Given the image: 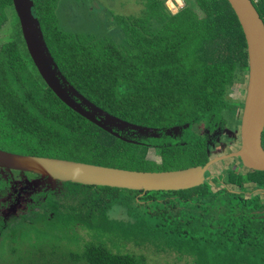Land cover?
Wrapping results in <instances>:
<instances>
[{
	"label": "trees",
	"instance_id": "trees-1",
	"mask_svg": "<svg viewBox=\"0 0 264 264\" xmlns=\"http://www.w3.org/2000/svg\"><path fill=\"white\" fill-rule=\"evenodd\" d=\"M31 1L73 100L82 102L70 87L159 136L123 139L62 102L28 53L13 0H0V35L13 20L11 40L0 48V149L124 170L177 171L208 164L211 150L221 149L223 130L241 126L244 105L230 95L248 82L247 44L226 0H184L182 7L138 0L139 15L105 20L95 0ZM252 2L264 21V0ZM152 147L161 163L149 159ZM210 181L148 193L62 183L65 190L44 194L27 218L0 221V264H147L144 254L122 251L128 246L172 254L171 264L184 258L189 264H264V198L255 193L264 191V172L243 174L232 165L212 178L225 188L216 191ZM248 185H256L252 193ZM118 210L125 217H114Z\"/></svg>",
	"mask_w": 264,
	"mask_h": 264
},
{
	"label": "water",
	"instance_id": "water-1",
	"mask_svg": "<svg viewBox=\"0 0 264 264\" xmlns=\"http://www.w3.org/2000/svg\"><path fill=\"white\" fill-rule=\"evenodd\" d=\"M236 15L245 36L248 53L247 97L241 117L243 147L240 157L245 167L264 172V21L252 0H226ZM28 53L43 81L66 105L108 132L119 136L109 126L136 125L120 119L91 104L70 87L81 99L77 103L61 84V75L45 43L39 21L33 15L31 0H13ZM67 85V83H66ZM103 117L104 122L96 115ZM107 122L109 125H107ZM221 157L218 161L223 160ZM217 162L205 166L166 172H145L98 166L83 162L21 155L0 149V168L33 173L61 183L72 182L88 186H106L133 191H178L204 184L207 173Z\"/></svg>",
	"mask_w": 264,
	"mask_h": 264
},
{
	"label": "rangeland",
	"instance_id": "rangeland-1",
	"mask_svg": "<svg viewBox=\"0 0 264 264\" xmlns=\"http://www.w3.org/2000/svg\"><path fill=\"white\" fill-rule=\"evenodd\" d=\"M176 1L181 7L184 5V0H170ZM95 12L99 14V17L104 19L109 14H115L120 16H131V15H139L142 6L138 3V0H95L93 3ZM174 10V9H173ZM175 11V10H174ZM72 18V17H71ZM73 21V19H72ZM71 21V23H72ZM13 23V20L9 18L7 22V26L4 27L2 33L0 35V48L2 45L8 43L11 40L12 29L10 25ZM11 31V33H10ZM247 95V85L242 84L240 86L234 87L231 92L230 98L238 103L244 104ZM242 107V106H241ZM242 110H239V115H241ZM107 123V122H105ZM107 125H109L107 123ZM115 127V126H114ZM121 130H125L123 126H116ZM199 128V127H197ZM146 131V130H145ZM144 131H139V137H134L135 139H142V137H151L155 136L156 132H150L143 134ZM138 133V132H137ZM231 136H233L232 142L229 145H225L226 150L235 151L240 148L241 145V134L239 132H230ZM6 151V150H5ZM9 152V151H8ZM14 153V152H11ZM19 154V153H16ZM23 155V154H21ZM33 156V155H29ZM219 155L216 154L215 157ZM50 158V157H47ZM53 158V157H51ZM149 158L151 160H157L161 162V158L157 155L155 149H151L149 152ZM60 159V158H56ZM234 164L240 165L238 158H230L225 162H220L216 164L212 168L213 177L219 176L223 174L228 167H231ZM4 172H0V176H4L3 180L9 183V190H0V221L4 222L7 225L14 224L19 220H23L27 218L26 215H30V211L32 210V205H37V202L44 201V194L52 193L54 195H59L65 189L63 184L59 181L50 179V178H41V177H30L25 175L24 173L15 174L14 172H8V170H3ZM243 172H247V168L242 167ZM215 190H220L225 188L223 182H218L214 184ZM248 192L252 193L255 190L256 185H248ZM241 190V189H239ZM255 193H261L264 198V191H255ZM38 197L39 201H35V198ZM125 217L126 213L124 210H118L113 216L114 217ZM125 251H134L138 254H144L146 256L147 264H171L172 262V254L169 253H157L147 248H143L141 251H137L131 246H128L127 249H123ZM166 255H169L167 258ZM175 264H189L188 260L184 258L180 263Z\"/></svg>",
	"mask_w": 264,
	"mask_h": 264
},
{
	"label": "flooded vegetation",
	"instance_id": "flooded-vegetation-1",
	"mask_svg": "<svg viewBox=\"0 0 264 264\" xmlns=\"http://www.w3.org/2000/svg\"><path fill=\"white\" fill-rule=\"evenodd\" d=\"M255 1H257V0H255ZM19 21V20H18ZM19 25H20V23H19ZM21 28V27H20ZM247 84H248V82H247ZM246 84V85H247ZM246 97H247V95H246ZM246 101V100H245ZM241 104V103H240ZM245 104V103H244ZM243 104V105H244ZM244 108V107H243ZM243 108H241V109H238V120H240L241 121V117H242V113H243ZM239 110H242V113H241V115H239ZM99 120H102L103 122H104V119H99ZM115 126V127H114ZM111 125V127H113L115 130H117V132L114 130V129H112L110 126V128L112 129V130H114L116 133H118L119 134V136L120 137H122L123 139H128L127 137H131V138H133V137H136V136H138L139 137V134H141V133H137V131L139 132V131H144V132H142L143 134H145L146 133V131H147V133H150V132H156L157 134L155 135V136H159V132L158 131H155L154 129H150V128H146V129H144V128H142V127H140V126H137V127H139V128H133V127H129V126H124V125H120V124H117V125ZM116 126H123V127H125V130L123 131V130H121V129H119V128H117ZM242 126V125H241ZM241 126H239V127H237L236 129H224L223 130V132H222V134H221V136L219 137V140H218V145H220L221 146V149H212L211 150V159H210V161H212V160H214V159H217V162L210 168V176H207V178H208V180L211 182V183H213V184H215L213 181H212V178H214L213 177V174H212V168L216 165V164H218V163H220V162H225V161H227L228 159H230V158H238L239 159V162H240V165H238V164H234L237 168H239L240 169V172L241 173H243V174H246V173H248V172H250V171H252V170H250V169H248L247 167H245L244 166V164H243V161H242V159L240 158V157H237V156H234L235 154H240V151L242 150V147H243V138H241V145H240V148L238 149V150H235V151H229V150H226V148H225V145H229L230 144V142H232V140H233V136H231V134H230V132H239L240 131V134H241V137H242V133H241ZM197 127H199V126H196L195 127V130L197 131V132H200V133H204L205 131L204 130H202L200 127L199 128H197ZM137 130V131H136ZM146 130V131H145ZM173 132H176L177 134H180V133H182V129H173L172 130ZM171 134V133H170ZM173 137H176V136H178V135H175V133L172 135ZM152 137V136H151ZM146 138H149V137H146ZM219 147V146H218ZM217 148V147H216ZM151 149H155V151L157 152L158 151V149H157V147H152ZM216 154H218L219 156L218 157H215V155ZM158 155V154H157ZM159 156V155H158ZM160 157V156H159ZM221 157H225L223 160H220V161H218V159H220ZM161 158V162H162V157H160ZM150 159V158H149ZM151 160V159H150ZM155 161H157V160H155ZM159 162V161H158ZM161 162H159V163H161ZM242 167H245V168H247V172H243L242 171ZM230 167H228V169H229ZM3 170H8V169H6V168H0V172H4ZM8 172H14L15 174H19V173H22V172H19V171H16V172H18V173H16L14 170H8ZM160 172H166V171H160ZM25 175H27L28 173H24ZM30 174H33V173H30ZM34 175H36V174H34ZM207 175H208V173H207ZM221 175H223V174H220L219 176H215V178H218V177H220ZM27 176H29V175H27ZM3 177L4 176H0V190H4V191H6V190H9L10 189V186H9V183L8 182H6L5 180H3ZM30 177H33V176H30ZM38 177H41L42 178V176H40V175H38ZM5 225H7V224H5Z\"/></svg>",
	"mask_w": 264,
	"mask_h": 264
}]
</instances>
